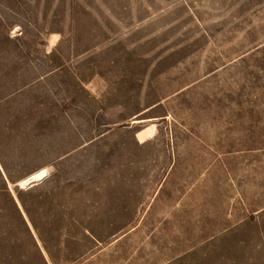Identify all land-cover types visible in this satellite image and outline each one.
Wrapping results in <instances>:
<instances>
[{"label":"rangeland","instance_id":"374dc122","mask_svg":"<svg viewBox=\"0 0 264 264\" xmlns=\"http://www.w3.org/2000/svg\"><path fill=\"white\" fill-rule=\"evenodd\" d=\"M0 264H264V0H0Z\"/></svg>","mask_w":264,"mask_h":264},{"label":"bare ground","instance_id":"6f19581e","mask_svg":"<svg viewBox=\"0 0 264 264\" xmlns=\"http://www.w3.org/2000/svg\"><path fill=\"white\" fill-rule=\"evenodd\" d=\"M43 170H38L36 171L35 173H33L31 176H28L26 179H24L23 181H21V184L23 185L24 182L27 180V179H31L32 181L33 180H38L42 175H43ZM45 176V175H44ZM40 180V179H39ZM26 184V183H25ZM26 186V185H25Z\"/></svg>","mask_w":264,"mask_h":264},{"label":"water","instance_id":"95a60500","mask_svg":"<svg viewBox=\"0 0 264 264\" xmlns=\"http://www.w3.org/2000/svg\"><path fill=\"white\" fill-rule=\"evenodd\" d=\"M32 182H34V181H32L30 178L27 179V184H31Z\"/></svg>","mask_w":264,"mask_h":264},{"label":"crops","instance_id":"0c3cea01","mask_svg":"<svg viewBox=\"0 0 264 264\" xmlns=\"http://www.w3.org/2000/svg\"><path fill=\"white\" fill-rule=\"evenodd\" d=\"M35 173V172H34ZM31 176V175H30ZM22 185V184H21Z\"/></svg>","mask_w":264,"mask_h":264}]
</instances>
